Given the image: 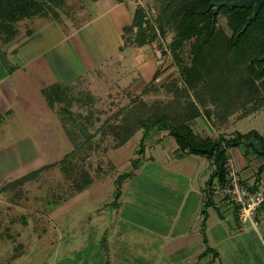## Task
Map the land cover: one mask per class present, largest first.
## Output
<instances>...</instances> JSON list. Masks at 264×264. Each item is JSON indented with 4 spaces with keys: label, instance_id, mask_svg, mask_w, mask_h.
<instances>
[{
    "label": "rangeland",
    "instance_id": "obj_1",
    "mask_svg": "<svg viewBox=\"0 0 264 264\" xmlns=\"http://www.w3.org/2000/svg\"><path fill=\"white\" fill-rule=\"evenodd\" d=\"M60 1L56 6L53 0H33L30 17L18 18L13 26L25 35L52 20L71 30L97 17L109 5L105 0ZM125 1L132 23L138 6L146 8L149 20L158 15L160 0ZM217 26L229 31L225 14L219 16ZM8 34L9 30L0 31V67L5 73L14 71L15 62L21 67H17L18 75H13L16 79L8 80L15 100L11 93L5 110L0 108V264H61L63 257H69L67 264H84L95 248L91 245L94 240L100 237L104 241L103 228L99 230L93 221L104 220L111 208L115 217L118 212L126 220L129 234L138 232L132 224L142 226L144 232L159 227L158 220L168 215V180L172 177L179 186H185L165 172L164 154L162 165L152 159L157 153L159 130L155 126L144 134L140 129L125 145L116 147L109 125L121 123L120 113L135 98L141 96L150 105L165 103L176 96L175 90L184 87L170 52L175 29L167 26L161 37L141 47L127 44L124 37L125 59L119 64L123 66H115L118 71L104 72L99 78L90 74L74 86L69 84L65 100L53 108L42 93L45 79L52 81V74L45 71L44 62L36 63L38 69L23 67L19 55L5 48L12 42L5 40ZM155 71L159 77L143 93ZM172 80L178 81L179 88L168 91L164 85ZM259 85L264 95V79ZM206 98L202 107L211 115L204 114L202 120L212 135L230 126L264 131V106L247 117L246 109L226 117L217 102ZM255 106L252 102L248 108ZM143 134L149 137L142 154ZM164 145L168 150V142ZM169 149L173 151L174 146ZM134 159H139L136 169ZM129 171L130 176L119 183L118 177ZM28 174L33 176L13 184ZM89 179L91 183L85 185Z\"/></svg>",
    "mask_w": 264,
    "mask_h": 264
},
{
    "label": "crops",
    "instance_id": "obj_2",
    "mask_svg": "<svg viewBox=\"0 0 264 264\" xmlns=\"http://www.w3.org/2000/svg\"><path fill=\"white\" fill-rule=\"evenodd\" d=\"M105 1L109 5L100 15L78 27L66 30L61 23L51 20L32 29L31 34L18 31L5 48L19 55L23 67L31 65L38 69L37 64L44 62L45 71L53 77L52 81L45 80L54 88L74 86L90 74L99 78V75H105L104 72L118 71L115 66H123L125 59L124 27L132 24V15L125 0ZM114 61L118 64H112ZM13 66L14 71L7 73L0 67V108L3 111L7 97L11 99L12 93V99L16 98L8 80L16 79L13 75H18L17 67L21 65L15 62ZM193 127L204 137L217 138L223 134L231 138L236 133L257 131L264 138V131H241L233 126L218 130L219 135H212L202 118ZM158 130L155 138L157 153L152 159L162 165L164 154L165 172L170 177L176 176L185 186H179L169 177L168 200L165 202L168 215L159 219L160 226L150 232L132 224L138 232L135 235L127 233L126 220L120 218L118 212L115 217L114 208L105 213L104 220L95 219L94 225L99 230L103 228L104 241L102 243L98 235L91 244L96 249L93 247L84 264H264V204L254 219H242L238 207L229 203L222 192H216L218 178L210 184L217 170L216 160L182 152L169 131ZM172 146L173 151L169 149ZM224 148L228 155L226 167L234 165L248 186L264 189V155L244 144ZM68 258L63 257L61 264H67Z\"/></svg>",
    "mask_w": 264,
    "mask_h": 264
},
{
    "label": "trees",
    "instance_id": "obj_3",
    "mask_svg": "<svg viewBox=\"0 0 264 264\" xmlns=\"http://www.w3.org/2000/svg\"><path fill=\"white\" fill-rule=\"evenodd\" d=\"M32 1L0 0V31L9 30L6 41L16 37L17 28L13 24L18 18L30 17L29 8L31 4L35 5ZM60 2L53 0L56 6ZM210 3L211 0H160L158 15L153 20L147 17L145 7L138 6L133 23L124 27L126 43L144 46L161 37L167 26L173 27L176 35L170 45V52L184 87L179 92L175 90L176 96L165 103L154 102L150 105L141 96L135 98L133 104L120 113L121 123L109 125V129L117 141L116 147L125 145L140 129L144 130V134L155 126L160 130L169 131L182 152L216 160L217 170L210 181L212 185L216 177L220 184H224L227 179L228 155L223 146L241 145L242 139L252 136L264 144V138L257 131L236 133L231 138L224 135L213 138L200 135L193 127L204 114L211 115L209 111L204 113L202 107L208 101L207 96L223 108L226 117L239 109H246L245 115H249L264 106V95L259 85V81L264 79V60L261 59L264 55V5L246 31L239 34L252 14V9H221L220 13L227 16L231 31L229 33L228 30L217 26L218 14L214 13L215 7ZM159 74V71L154 74L143 93L148 92V88L155 83ZM164 86L168 91L173 87L179 88L177 80H172ZM42 93L51 108L55 103L63 102L66 97L65 89L54 88L45 81ZM252 102H255L256 106L248 108ZM145 138L144 136L140 143L139 153L142 154ZM250 147L257 152L254 146ZM138 165L139 159H134L133 169ZM262 169L263 167L259 171ZM131 173L132 171L122 173L118 177L119 183ZM33 174H28L13 184L24 183ZM90 183L89 179L85 185ZM120 190L121 185L118 188V196Z\"/></svg>",
    "mask_w": 264,
    "mask_h": 264
},
{
    "label": "built area",
    "instance_id": "obj_4",
    "mask_svg": "<svg viewBox=\"0 0 264 264\" xmlns=\"http://www.w3.org/2000/svg\"><path fill=\"white\" fill-rule=\"evenodd\" d=\"M215 190L217 193L222 192L229 203L238 207L242 219H254L257 210L264 204V189L248 186L234 165L228 166L225 183L217 184Z\"/></svg>",
    "mask_w": 264,
    "mask_h": 264
},
{
    "label": "water",
    "instance_id": "obj_5",
    "mask_svg": "<svg viewBox=\"0 0 264 264\" xmlns=\"http://www.w3.org/2000/svg\"><path fill=\"white\" fill-rule=\"evenodd\" d=\"M211 6H214V13L217 14L219 9L223 6L229 8V9H234V8H251L253 7L252 14L248 17L243 29L241 30V33L245 32L248 26L252 23L257 18V15L260 12V9L264 5V0H235V1H230V0H224L223 2H216L214 0H211ZM215 19V17H214ZM262 60H264V55L261 57ZM242 144L244 145H252L255 147L258 153L264 155V144L261 140H258L255 136L250 137L249 139H242L241 140ZM224 147V146H223Z\"/></svg>",
    "mask_w": 264,
    "mask_h": 264
},
{
    "label": "flooded vegetation",
    "instance_id": "obj_6",
    "mask_svg": "<svg viewBox=\"0 0 264 264\" xmlns=\"http://www.w3.org/2000/svg\"><path fill=\"white\" fill-rule=\"evenodd\" d=\"M223 1H224V0H223ZM223 1H216V2H223ZM230 1H235V0H230ZM223 7H225V6H223ZM223 7H221V8L219 9L218 13H217V14H218V18H217V20H218L217 22H218V23H219V16L221 15L220 12H221V9H222ZM250 9H252V11H253V7H251Z\"/></svg>",
    "mask_w": 264,
    "mask_h": 264
}]
</instances>
